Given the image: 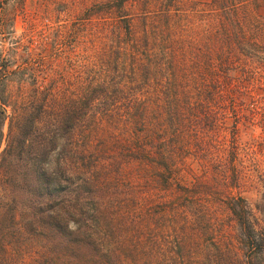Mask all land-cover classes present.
Returning a JSON list of instances; mask_svg holds the SVG:
<instances>
[{
  "label": "trees",
  "instance_id": "16d2710c",
  "mask_svg": "<svg viewBox=\"0 0 264 264\" xmlns=\"http://www.w3.org/2000/svg\"><path fill=\"white\" fill-rule=\"evenodd\" d=\"M84 4L28 25L14 97L0 50V264H264V0ZM46 57L97 72L54 89Z\"/></svg>",
  "mask_w": 264,
  "mask_h": 264
},
{
  "label": "rangeland",
  "instance_id": "374dc122",
  "mask_svg": "<svg viewBox=\"0 0 264 264\" xmlns=\"http://www.w3.org/2000/svg\"><path fill=\"white\" fill-rule=\"evenodd\" d=\"M56 1H58L56 4H41L42 1L40 2V0H0V50H2L1 55L4 53L3 50H6L9 45H14V50L16 53L15 56L17 58L15 63L10 67V69L21 71V74L15 76L14 83L12 84L13 97L15 96V88L18 85V82H20L22 86V84H26V82L30 81L32 79V77L28 73L30 72V67H36L35 65L33 66V64L23 62V58L26 56V54L32 55L36 52H42L43 49H46L47 53L48 51H50L49 48L51 42V35L48 34V31L44 32V34H41L40 36H29L27 34L28 25L34 24V26H36V29H41V20H43V17H46L48 19V26L51 25L52 27H56L57 25H60V23L63 21V14L72 11L70 12L71 19L68 22L64 23V27L69 28L70 26H76V24L80 23L78 17H83L84 8H82L83 5H79V0H71L74 1L73 4H67V9L62 8L63 11L58 17L54 14V10L57 8V5H62V3L60 4L59 0ZM189 1L196 2L194 6H198L201 2H205L207 0ZM84 2V5H86L89 3V0H84ZM43 6L45 8H43ZM45 10H47V12H43ZM101 16L102 14L98 12L89 14V20H85L84 23H86L89 28L98 29V27L102 23V19H100ZM100 37L96 36L93 43H81V45L76 47L73 51L83 53L84 49L86 48V54L92 51L98 52L101 47ZM68 39H70V37ZM68 41L69 40L66 39V42ZM15 43H18V45H15ZM47 53L45 54V56L48 55ZM45 60H47L49 64L43 65V70H47L46 76L43 77L45 83L57 79V82L54 85V89L60 86L59 76L64 77L67 80L74 81V85L71 86V88H73L78 85L76 84L77 82H82L88 78L90 79L93 77L94 73L97 72V69L86 60L77 62L72 61L71 64L67 67L61 64L60 58L51 59V57H46ZM47 65H50V69L46 67ZM41 79L42 78L40 77L36 78L37 82H39ZM6 126L7 120H5L1 126L2 137L0 140V150L4 144V139L7 132Z\"/></svg>",
  "mask_w": 264,
  "mask_h": 264
}]
</instances>
